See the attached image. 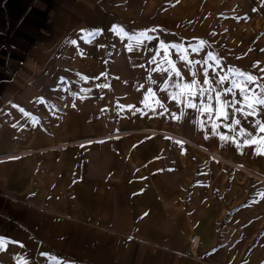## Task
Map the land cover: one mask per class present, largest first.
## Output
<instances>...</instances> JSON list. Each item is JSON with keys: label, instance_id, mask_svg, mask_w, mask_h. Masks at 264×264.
I'll list each match as a JSON object with an SVG mask.
<instances>
[{"label": "crops", "instance_id": "1", "mask_svg": "<svg viewBox=\"0 0 264 264\" xmlns=\"http://www.w3.org/2000/svg\"><path fill=\"white\" fill-rule=\"evenodd\" d=\"M132 4L0 0V264H228L199 200L225 109L184 103L196 73Z\"/></svg>", "mask_w": 264, "mask_h": 264}, {"label": "rangeland", "instance_id": "2", "mask_svg": "<svg viewBox=\"0 0 264 264\" xmlns=\"http://www.w3.org/2000/svg\"><path fill=\"white\" fill-rule=\"evenodd\" d=\"M132 1L134 15L157 18L160 23L153 26L167 32V44L178 45L184 61L196 73L191 82L196 89L189 91L184 103H196L198 113L205 107L203 104L213 109L224 107L222 125L229 131V141L223 155L228 158L214 153L204 156V162L210 164L201 173L214 175V180L201 185L202 191L207 187L213 193L199 200L221 210L217 245L228 250L227 255L223 254L229 258L228 264H264V133L257 132L254 124L256 120L264 124V106L258 104L264 99V0ZM248 77L255 79L249 82ZM221 79L223 83L218 82ZM233 81L235 97L226 91ZM241 89L246 99L241 100ZM233 99L238 101L234 107L226 103ZM241 107L254 110L257 115L243 117L234 111ZM236 119L241 121L239 125L235 124ZM241 128L246 130L243 135ZM247 132L255 133L260 154L253 147L244 146L249 139Z\"/></svg>", "mask_w": 264, "mask_h": 264}, {"label": "snow or ice", "instance_id": "3", "mask_svg": "<svg viewBox=\"0 0 264 264\" xmlns=\"http://www.w3.org/2000/svg\"><path fill=\"white\" fill-rule=\"evenodd\" d=\"M140 35L141 36H144V35H146V33H141ZM72 43H76V41H72ZM200 43L203 44L204 42L203 41H200ZM171 47H173L175 49L177 55H179L181 59H184V57H183V55H182V53H181L180 48H179L178 45L173 44V45H171ZM129 49L131 50V46H129ZM211 55L212 54L209 53V57H211ZM176 75L179 76V73H177ZM193 75H195V74H193ZM205 76L207 77V72H205ZM248 79H249V82H251L255 78L248 77ZM218 82L219 83H223L224 81L221 79ZM207 83H208V81H207V79H205L204 84H207ZM106 86L107 85H105V87ZM235 88H236V84H235V81H233L232 82V87L228 88L226 91L228 93H230L233 97H235L236 94H237L236 91H234ZM239 94H240L241 100L246 99L243 89L240 90V93ZM217 95L219 96V94H217ZM208 99L211 100V96H209ZM201 102H203V95L201 96ZM226 103L229 104L230 106H233L234 107V105L236 103H238V101H236L235 99H233V100H230V101H226ZM258 104L260 106H264V99H260L258 101ZM191 107H195V104L191 105ZM247 107L249 109H252V105L251 104H248ZM234 111H239L240 115L243 116V117H248V116L255 117L257 115V112L256 111H254V110L245 111L244 110V107H241L238 110L237 109H234ZM209 116H211V112H209ZM226 118H227V113H225V119ZM240 123H241V121L239 119H236L235 120V124L239 125ZM254 124L256 126V131L257 132L264 133V124H261V122L259 120L254 121ZM240 132L243 135V134L246 133V130L243 129V128H241L240 129ZM247 135L249 136V139H247V140L244 141V146L245 147H253L254 151H256L257 154H260L261 153V148H260V146L257 145L256 139L254 138L255 137V133H253V132H247ZM221 139H226V137H221ZM261 139L264 140V136H262ZM233 142H235V141H233ZM237 147L239 148L240 146L237 145Z\"/></svg>", "mask_w": 264, "mask_h": 264}, {"label": "built area", "instance_id": "4", "mask_svg": "<svg viewBox=\"0 0 264 264\" xmlns=\"http://www.w3.org/2000/svg\"><path fill=\"white\" fill-rule=\"evenodd\" d=\"M202 244L201 236L198 233H192L190 236V249L198 252Z\"/></svg>", "mask_w": 264, "mask_h": 264}]
</instances>
